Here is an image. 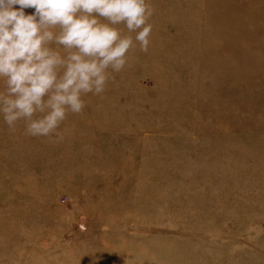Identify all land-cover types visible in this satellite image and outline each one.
Wrapping results in <instances>:
<instances>
[{
  "label": "rangeland",
  "instance_id": "obj_1",
  "mask_svg": "<svg viewBox=\"0 0 264 264\" xmlns=\"http://www.w3.org/2000/svg\"><path fill=\"white\" fill-rule=\"evenodd\" d=\"M151 3L63 139L0 118V264H264V0Z\"/></svg>",
  "mask_w": 264,
  "mask_h": 264
},
{
  "label": "clouds",
  "instance_id": "obj_2",
  "mask_svg": "<svg viewBox=\"0 0 264 264\" xmlns=\"http://www.w3.org/2000/svg\"><path fill=\"white\" fill-rule=\"evenodd\" d=\"M153 13L151 0H0V118L63 139L85 97L106 91L132 49L149 50Z\"/></svg>",
  "mask_w": 264,
  "mask_h": 264
}]
</instances>
